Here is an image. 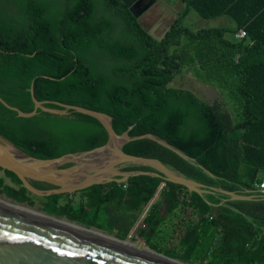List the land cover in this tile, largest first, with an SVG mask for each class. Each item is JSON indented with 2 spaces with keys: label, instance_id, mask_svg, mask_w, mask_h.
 <instances>
[{
  "label": "trees",
  "instance_id": "obj_1",
  "mask_svg": "<svg viewBox=\"0 0 264 264\" xmlns=\"http://www.w3.org/2000/svg\"><path fill=\"white\" fill-rule=\"evenodd\" d=\"M183 1L185 12L158 41L121 0H0V97L30 113L33 85L39 102L105 113L113 118L118 135L130 127L132 137L156 135L195 162L151 140L126 144V154L158 160L208 189L254 197L232 201L220 192L199 195L162 178L134 176L124 184L44 197V212L84 224L107 217L127 236L148 209L144 227L138 229L144 237L161 234L187 207L198 217L181 238L189 254L204 239L218 235L216 257L264 264V194L257 189L264 169V0ZM189 10L204 19L229 16L235 28L194 32L182 24ZM240 30L244 39L237 38ZM186 68L200 82L225 92L224 98L208 104L190 90L173 88ZM0 136L43 160L108 142L105 128L94 118L39 110L24 119L1 103ZM122 170L155 172L135 164ZM4 174L0 191L33 205V195L18 177ZM31 184L40 190L54 188ZM93 224L89 228L97 227Z\"/></svg>",
  "mask_w": 264,
  "mask_h": 264
},
{
  "label": "water",
  "instance_id": "obj_2",
  "mask_svg": "<svg viewBox=\"0 0 264 264\" xmlns=\"http://www.w3.org/2000/svg\"><path fill=\"white\" fill-rule=\"evenodd\" d=\"M137 17L133 8L136 0H121ZM138 18V17H137ZM170 30V29H169ZM162 37L149 34L156 40ZM31 97L34 110L30 113L10 106L0 97V103L20 118L30 119L38 111L65 116L70 112L97 120L108 134V142L99 148L66 154L55 159H37L24 153L13 143L0 136V168L13 173L23 187L37 197L73 195L88 188L111 183L124 184L131 177L155 176L164 182L185 187L189 192L204 195L220 192L232 201H251L253 196L237 195L233 192L209 188L173 172L154 159L128 155L123 147L133 141L151 140L179 155L186 161L195 162L167 141L152 134L132 137L129 131L118 135L113 127V118L105 113L83 107L65 105L58 102H39L35 98L33 85ZM53 104L60 109H51ZM126 164L147 166L155 172H125ZM30 181L53 186L40 190ZM264 194V189L257 188ZM0 264H182L168 258L145 251L97 231L73 223L26 203H18L0 191Z\"/></svg>",
  "mask_w": 264,
  "mask_h": 264
},
{
  "label": "rangeland",
  "instance_id": "obj_3",
  "mask_svg": "<svg viewBox=\"0 0 264 264\" xmlns=\"http://www.w3.org/2000/svg\"><path fill=\"white\" fill-rule=\"evenodd\" d=\"M137 12V17L140 24L149 32L155 30L157 37H162L164 33L169 30L177 19L185 12L186 4L183 0H136L132 5ZM182 24L189 27L192 31L198 32L202 29L220 28L225 27L229 29L235 28V22L229 17L224 16L215 19H204L194 10H189L182 19ZM231 38V35H227ZM195 55L194 51L191 52ZM198 78L195 72L191 68H186L184 73L179 75L171 84L173 88L187 89L196 94L201 100L208 104H213L216 99L224 98L225 92L214 89L206 85L197 83ZM200 83V81H199ZM0 177H5L4 171L0 172ZM7 183H11L9 179H6ZM33 205L38 209H41L43 201L42 197L32 196ZM79 196L74 197V202L77 203ZM42 210V209H41ZM58 216V215H56ZM181 219L191 220L192 223L196 222V213L192 209L187 207L184 212L180 214ZM60 217V216H58ZM73 223L79 224L86 228H89L93 223L84 224L79 220H73L69 217H61ZM140 218L137 223L131 228L129 235L126 236L124 230L116 229V227L110 225V219L105 217L99 221L97 227H91L89 229L98 231L104 235L110 236L114 239L122 242H128L134 244L135 247L149 251L168 258L170 260L182 263V264H251L249 259L238 258H222L216 257L215 248L218 242V235L204 239L203 244L195 251L194 254H189L181 244V239L177 237L176 229L172 231L167 227L161 234L148 235L144 237L140 236L139 228H143L144 224ZM177 221V220H172ZM186 224H189L188 222ZM183 226V225H182ZM173 228H181L180 226H173ZM185 227V226H184ZM165 228V227H164ZM186 230L185 228L182 229ZM183 235V234H182ZM125 239V240H124Z\"/></svg>",
  "mask_w": 264,
  "mask_h": 264
},
{
  "label": "crops",
  "instance_id": "obj_4",
  "mask_svg": "<svg viewBox=\"0 0 264 264\" xmlns=\"http://www.w3.org/2000/svg\"><path fill=\"white\" fill-rule=\"evenodd\" d=\"M197 83L198 84H201V85H205L204 83H202V82H200L199 83V81H197ZM172 86V85H171ZM206 87H207V85H206ZM147 210V209H146ZM146 210L144 211V213L142 214V216H141V220H140V222L143 220V218L145 217V212H146ZM181 212H184V210H181V211H178L177 212V214L175 215V216H173L169 221H168V223L166 224V225H164L163 226V231L165 230V229H167V227H169V228H171L172 229V231L173 230H175L176 229V231L175 232H177V237L178 238H182V236L185 234V232L187 231V229L190 227V225H195V223L196 222H198V217H197V215H196V217H197V220H196V222H194V223H192V221L191 220H186V218H182L181 219V216H180V214H181ZM177 220V221H172V220ZM189 223V224H186V223ZM172 225L173 226H175L176 225V227L177 226H180L181 228H179V229H177V228H173L172 227ZM183 225V226H182ZM185 226V227H184ZM165 227V228H164ZM183 228H185L186 230H182ZM174 232V231H173ZM183 234V235H182Z\"/></svg>",
  "mask_w": 264,
  "mask_h": 264
},
{
  "label": "built area",
  "instance_id": "obj_5",
  "mask_svg": "<svg viewBox=\"0 0 264 264\" xmlns=\"http://www.w3.org/2000/svg\"><path fill=\"white\" fill-rule=\"evenodd\" d=\"M246 37V33L243 30H240L237 34L238 39H244ZM165 186V184L162 185L161 189ZM257 188L264 189V169L262 171V178L261 181L257 184ZM148 210V209H147ZM147 210L145 214L147 213Z\"/></svg>",
  "mask_w": 264,
  "mask_h": 264
},
{
  "label": "bare ground",
  "instance_id": "obj_6",
  "mask_svg": "<svg viewBox=\"0 0 264 264\" xmlns=\"http://www.w3.org/2000/svg\"><path fill=\"white\" fill-rule=\"evenodd\" d=\"M92 230V229H91ZM95 231V230H94ZM98 232V231H97ZM100 233V232H99ZM110 237V236H109ZM125 243H127V244H130V245H132V246H134V244H132V243H128V242H125ZM146 251H148V252H151V251H149L148 249H146ZM151 253H153V252H151ZM155 254V253H154ZM157 255V254H156Z\"/></svg>",
  "mask_w": 264,
  "mask_h": 264
},
{
  "label": "flooded vegetation",
  "instance_id": "obj_7",
  "mask_svg": "<svg viewBox=\"0 0 264 264\" xmlns=\"http://www.w3.org/2000/svg\"><path fill=\"white\" fill-rule=\"evenodd\" d=\"M33 181H30V183H32ZM7 183V182H6ZM37 183V182H36ZM8 184H11V183H8ZM39 184H42V183H39ZM23 186V185H22ZM34 196V195H33Z\"/></svg>",
  "mask_w": 264,
  "mask_h": 264
}]
</instances>
